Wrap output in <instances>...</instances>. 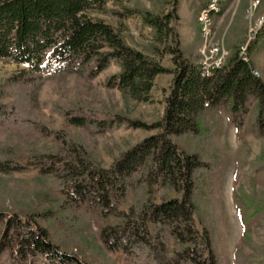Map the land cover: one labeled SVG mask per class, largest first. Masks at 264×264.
Returning <instances> with one entry per match:
<instances>
[{"label":"trees","instance_id":"1","mask_svg":"<svg viewBox=\"0 0 264 264\" xmlns=\"http://www.w3.org/2000/svg\"><path fill=\"white\" fill-rule=\"evenodd\" d=\"M126 1L0 0V60L23 66L9 81L11 88L58 73L93 80L115 66L117 71L105 79V87L118 91L125 101L143 104L150 102L157 76H172L162 117L152 124L120 115L99 121L65 113L69 125L91 134L114 125L155 131L106 168L68 133L47 132L36 125L21 98L5 103L0 92V133H15L29 143H40L24 162L0 148V175L37 171L41 183L56 191L64 206L95 225L102 248L120 253L126 264H220L211 231L199 215L205 188L198 187L197 173H207L209 163L198 152L181 148L175 139L202 137L208 132V113L224 116L240 138L252 102V129L263 138L264 82L255 74L251 59L239 55L234 42L228 46L222 67L203 78L199 41L182 45L177 0H159L155 10L123 9L122 17L137 15L152 31L151 55L129 46L112 25L87 15L108 3ZM207 1H199L202 9ZM231 1L224 3L214 23ZM166 57L170 67L162 63ZM247 153V143L242 141L236 150L234 179L238 183ZM259 173L264 174V167L247 174L252 192ZM241 185L233 193L242 228L233 264H253L255 260L243 249L256 248L250 229L253 221L257 227L264 225V202H253ZM52 214L51 209L10 213L0 208V264H89L76 249L66 252L51 241L39 220Z\"/></svg>","mask_w":264,"mask_h":264},{"label":"rangeland","instance_id":"2","mask_svg":"<svg viewBox=\"0 0 264 264\" xmlns=\"http://www.w3.org/2000/svg\"><path fill=\"white\" fill-rule=\"evenodd\" d=\"M157 1L159 0H127L122 5L108 3L103 10H93L87 15L93 20L112 25L129 46L151 55L152 31L143 24L139 16L122 17L121 14L125 7L155 10ZM199 1L177 0L180 15L177 28L182 45L188 47L199 41L200 66L203 59L209 56V45L219 46L217 65L222 66L229 55V45L236 43L239 55L244 57L241 48L248 43L246 57L251 59L255 74L264 82V21L259 23V29L254 30L258 17L264 15V0H232L229 5L226 4L224 8L228 7L214 23L212 38L207 40L200 27ZM162 63L170 67L167 57ZM21 69L23 66L0 60V92L3 102L13 103L21 98L26 113L34 118L36 125H41L47 132L68 133L76 142L84 145L92 159L105 168L120 153L155 131L114 125L103 133L91 134L85 129L69 125L65 113L68 116L88 115L99 121L120 115L152 124L162 117L163 98L172 81L171 75L157 76L150 102L135 104L125 101L118 91L105 87V79L117 71L115 66L93 80H87L78 74L58 73L43 80H30L24 87L11 88L9 81ZM254 106V102L250 103V113L244 119L240 138L234 126L224 116L208 113L205 122L208 132L202 137L185 136L175 139L181 148L198 152L209 163L207 173H197L198 187L200 190L205 188L200 196L199 215L211 231L220 264H233L234 251L241 238L242 228L233 201L236 187L242 184L246 195L253 202H264V174H258L255 191L248 188V172L264 167V137L256 136L252 129L251 111ZM17 135L0 133V148L6 149L11 156H20L21 162H24L29 152L40 143H29ZM242 141L247 143L248 153L242 169L243 175L238 183L234 179L236 150ZM0 208L10 213L51 209L54 214L39 222L47 228L49 238L61 250L70 252L76 249L89 264H126L123 255L109 253L102 248L95 225L84 222L78 211L64 206L61 196L50 187H45L35 170L0 175ZM113 221L110 219V222ZM250 233L252 244L256 248L244 246L243 253L251 255L255 260L253 264H257L264 260V225L257 227L253 221Z\"/></svg>","mask_w":264,"mask_h":264},{"label":"built area","instance_id":"3","mask_svg":"<svg viewBox=\"0 0 264 264\" xmlns=\"http://www.w3.org/2000/svg\"><path fill=\"white\" fill-rule=\"evenodd\" d=\"M228 1V0H226ZM213 3H215V0H213ZM220 7V11L222 9V6ZM217 14H205L204 19V28H201V30H205L206 37L212 38V33L214 31V25H213V17ZM264 21V15H260L258 17V24L254 26V30L259 29V23H262ZM248 48V43L244 44L241 49H243L244 57H246V51ZM219 50V46H212L209 45V56L205 58V61L202 62L203 68H204V77H205V70H213L214 71L220 69L222 66H217V51Z\"/></svg>","mask_w":264,"mask_h":264},{"label":"bare ground","instance_id":"4","mask_svg":"<svg viewBox=\"0 0 264 264\" xmlns=\"http://www.w3.org/2000/svg\"><path fill=\"white\" fill-rule=\"evenodd\" d=\"M226 2V0H215V3H213V0H209V2L207 3V5L201 10L200 12V27L201 28H204V19H205V14H219L221 11H220V7L218 6H223V4ZM258 3L255 4V6H257ZM204 37L206 38V40L209 38V37H206L205 35V30H201ZM208 46V44H207ZM208 48V47H207ZM206 50V49H205ZM204 50V51H205ZM219 52V50H218ZM217 52V53H218ZM207 53V52H206ZM207 55V54H206ZM218 56V55H217ZM220 56V55H219ZM203 61H205L203 59ZM202 61V62H203ZM218 62V61H217ZM202 65V64H201ZM219 66V64L217 65ZM202 69L204 70L203 68V65L201 66ZM212 70H205V74L206 75H209L211 73Z\"/></svg>","mask_w":264,"mask_h":264}]
</instances>
